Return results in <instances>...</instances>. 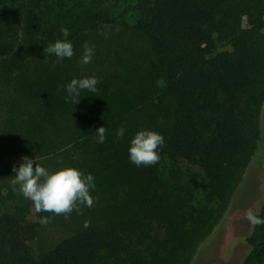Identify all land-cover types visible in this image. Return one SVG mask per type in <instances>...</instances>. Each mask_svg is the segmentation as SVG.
<instances>
[{
  "label": "trees",
  "instance_id": "1",
  "mask_svg": "<svg viewBox=\"0 0 264 264\" xmlns=\"http://www.w3.org/2000/svg\"><path fill=\"white\" fill-rule=\"evenodd\" d=\"M62 27L75 54L56 63L44 49L62 38ZM104 27L145 36L153 61L143 53L135 62L110 47L107 61L94 66L97 92L65 103L62 86L77 78L82 45ZM22 42L45 66L42 83L26 86L40 105L26 124L33 159L49 170L82 169L96 187L124 190L109 209L73 211L108 216L44 255L32 243L47 213L21 218L5 210L0 195V264H191L262 141L264 0H0V63ZM154 92L159 115L145 100ZM122 125L127 133L116 140ZM99 127L108 130L104 143L94 134ZM142 128L165 138L154 166L128 159L129 141ZM243 242L240 264H264V226L252 225Z\"/></svg>",
  "mask_w": 264,
  "mask_h": 264
},
{
  "label": "rangeland",
  "instance_id": "2",
  "mask_svg": "<svg viewBox=\"0 0 264 264\" xmlns=\"http://www.w3.org/2000/svg\"><path fill=\"white\" fill-rule=\"evenodd\" d=\"M85 42L95 46V54L91 63L87 65H81L80 59L77 61L75 68L77 78L92 76L94 66L107 61L110 47L124 51L125 57L129 54L135 62L140 60L143 53L146 54L143 60L149 58L153 61L152 51L147 50L149 45L146 37L124 31L121 28L104 27L89 35ZM84 44L81 48L82 52ZM24 45L26 44L22 42L15 57L0 63V195L5 210L21 218L35 221L39 214L32 202L18 195L11 183L15 175L12 171L13 165L18 166L22 156L33 158L36 151L35 143L32 142L28 133L26 134V124L30 113L40 109V105L34 103L38 98L31 96L26 86L28 82L40 85L45 68L44 65L39 64L38 59L35 60L27 54L28 47ZM35 50V52L38 51V49ZM81 66L84 68L83 72H81ZM59 68L61 71L60 66ZM155 78L157 85L164 84L163 79L158 76ZM145 100L149 101L148 109L153 106L158 108L155 110L159 115L157 93L154 92ZM261 119L262 141L257 153L236 190L224 219L200 245L191 264H240L245 255L247 246L243 239L252 228L245 217V212L249 207H254L257 200H262L264 197V108ZM123 190L124 185L106 190L96 187L92 196L97 199H94L93 206L87 207L86 211L109 209L112 206L111 200L116 199L119 194L123 193ZM71 213L58 216L53 213L45 215L52 219L47 224L42 223L32 243L36 251L42 255L48 254L59 241L81 228L82 225L103 221L108 216V214H96L78 217L75 213Z\"/></svg>",
  "mask_w": 264,
  "mask_h": 264
},
{
  "label": "clouds",
  "instance_id": "3",
  "mask_svg": "<svg viewBox=\"0 0 264 264\" xmlns=\"http://www.w3.org/2000/svg\"><path fill=\"white\" fill-rule=\"evenodd\" d=\"M61 35V39H57L44 49L48 55L56 57V63L71 59L75 54L73 43L68 39L70 30L62 27ZM94 54L95 46L85 42L79 63L81 65L91 63ZM99 83L100 79L94 74L72 78L69 83L62 86L64 102L71 104L78 100L79 103L82 92H97ZM126 133L127 128L122 125L115 133L116 140H123ZM94 134L99 143H104L108 130L106 127H99ZM164 146L165 138L159 131L142 128L136 131L129 141L127 149L129 162L136 167L154 166L159 163ZM12 171L15 174L11 180L13 190L30 200L38 213H53L58 216L75 211L82 214L80 206L90 208L94 199H97L91 194L96 189L94 175L76 167L49 170L38 164L36 159L22 156L19 165H13ZM262 209L264 200H257L254 207L246 210L245 217L251 225L264 226V216L260 214ZM51 219L52 217L42 216L41 222L47 224Z\"/></svg>",
  "mask_w": 264,
  "mask_h": 264
}]
</instances>
